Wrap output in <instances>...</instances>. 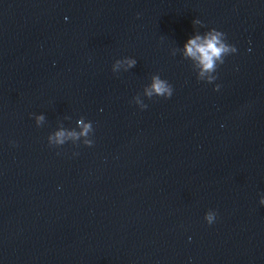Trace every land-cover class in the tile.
<instances>
[{"label": "water", "instance_id": "1", "mask_svg": "<svg viewBox=\"0 0 264 264\" xmlns=\"http://www.w3.org/2000/svg\"><path fill=\"white\" fill-rule=\"evenodd\" d=\"M193 18L238 49L219 90L170 54ZM153 73L174 91L141 110ZM65 115L92 146L47 144ZM259 193L264 0H0V264H264Z\"/></svg>", "mask_w": 264, "mask_h": 264}, {"label": "clouds", "instance_id": "2", "mask_svg": "<svg viewBox=\"0 0 264 264\" xmlns=\"http://www.w3.org/2000/svg\"><path fill=\"white\" fill-rule=\"evenodd\" d=\"M139 15V13H137ZM67 19V17H65ZM192 25L194 30L183 41L179 47L171 49V55L177 53L190 62V66L195 74L197 81L213 84L214 90H219L221 85L214 83L218 79L217 69L225 62V57L236 54L238 49L235 44L229 43L226 33L210 27L201 32L195 26L203 27V22L199 18H193ZM137 59L133 56H123L113 60L111 71L113 73L127 72L135 67ZM173 85L166 79L162 78L159 73H153L148 77V82L142 86V91L134 95L130 102L134 103L141 110L146 109L148 104L146 99L163 97L168 99L173 94ZM37 127L44 124L46 117L43 112L30 113ZM64 120H71L70 116L65 115L57 121L56 127L47 135V144L53 147H60L71 142L72 144H83L92 146L93 139V122L80 116L75 120L74 126H65ZM14 144V141H10ZM77 155V153H73ZM258 204L264 206V193L258 194ZM204 221L212 225L217 219V212L209 209L204 213Z\"/></svg>", "mask_w": 264, "mask_h": 264}]
</instances>
